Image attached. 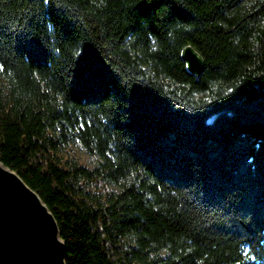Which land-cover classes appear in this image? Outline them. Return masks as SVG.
<instances>
[{"label":"trees","instance_id":"1","mask_svg":"<svg viewBox=\"0 0 264 264\" xmlns=\"http://www.w3.org/2000/svg\"><path fill=\"white\" fill-rule=\"evenodd\" d=\"M0 160L66 264H264V0H0Z\"/></svg>","mask_w":264,"mask_h":264},{"label":"water","instance_id":"2","mask_svg":"<svg viewBox=\"0 0 264 264\" xmlns=\"http://www.w3.org/2000/svg\"><path fill=\"white\" fill-rule=\"evenodd\" d=\"M188 72L199 77L203 57L181 52ZM0 264H66V245L53 212L38 192L0 160Z\"/></svg>","mask_w":264,"mask_h":264},{"label":"rangeland","instance_id":"3","mask_svg":"<svg viewBox=\"0 0 264 264\" xmlns=\"http://www.w3.org/2000/svg\"><path fill=\"white\" fill-rule=\"evenodd\" d=\"M63 157V161H66L71 158H77L83 165L88 167H93V162L91 157L86 154L83 149L79 145H73L71 148L68 149L67 152H63L60 154Z\"/></svg>","mask_w":264,"mask_h":264}]
</instances>
